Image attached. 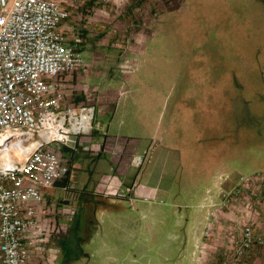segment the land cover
<instances>
[{"label":"rangeland","instance_id":"1","mask_svg":"<svg viewBox=\"0 0 264 264\" xmlns=\"http://www.w3.org/2000/svg\"><path fill=\"white\" fill-rule=\"evenodd\" d=\"M157 4L158 16H153ZM91 12L75 19L79 32L82 29L85 33L83 39H103L108 45L122 46L104 52L120 56V61L103 62L101 66L109 79L119 82L111 88L117 91L115 106L119 112L128 108L129 121L140 113L168 124L176 105L188 106L208 93L214 113L222 118L224 136L230 145L240 141L243 146L240 177L264 174V0H184L179 6L165 0H140L138 6L121 14L110 7H100L97 15ZM127 30H131L130 35ZM140 42L144 49H135ZM94 51H85L89 61L90 54L96 55ZM78 76L79 82L88 84L95 78ZM81 88L75 92L84 93ZM97 119L105 121L96 112ZM130 129V123L125 124L123 130ZM139 131L135 136L146 149L152 135ZM118 137L128 140L129 136ZM51 148L63 155L60 144ZM105 158L120 160L111 155ZM128 169L136 174L132 159ZM113 174L108 171L107 177ZM105 179L106 175L97 179V157L91 154L75 160L69 191L53 193L54 204L65 203L59 199L69 201L60 210L53 207L58 218H54L55 225L60 229L52 242L57 250L53 264L172 263L178 257L172 218L158 223L156 236L143 242L139 232L133 235L131 221L115 228L113 213L97 204ZM59 212L70 216H60ZM166 259L171 262L166 263Z\"/></svg>","mask_w":264,"mask_h":264},{"label":"built area","instance_id":"2","mask_svg":"<svg viewBox=\"0 0 264 264\" xmlns=\"http://www.w3.org/2000/svg\"><path fill=\"white\" fill-rule=\"evenodd\" d=\"M165 1L176 6L184 2ZM85 2L121 14L140 0H0V264L55 260L49 245L57 228L44 220L38 206L48 191H69L70 167L51 147L60 144L76 151L79 138L95 128L94 104H63L64 77L90 71L82 50L84 39L72 23ZM147 158L148 150L132 156L135 178L128 192L119 191L117 197L137 201L133 192ZM221 197L212 217L222 210L234 213L240 202L254 208L264 199V174L241 177ZM141 200L153 201L148 196ZM214 226L211 221L205 236ZM234 230L238 237L219 264H248L247 255L254 248L264 249V232L254 220L236 223Z\"/></svg>","mask_w":264,"mask_h":264},{"label":"crops","instance_id":"3","mask_svg":"<svg viewBox=\"0 0 264 264\" xmlns=\"http://www.w3.org/2000/svg\"><path fill=\"white\" fill-rule=\"evenodd\" d=\"M88 8H91L95 15L99 13L97 5L85 2L74 14L72 22L74 26H76L75 19L85 16V10ZM90 36L92 37L91 34ZM102 40L96 38L84 40L85 45L82 46L84 55L91 48L95 49L94 53L96 52L93 57L90 54V61L85 57L90 71L87 73L81 70L63 79L67 89L64 105L79 106L92 103L96 107L97 114L108 121L105 127V121L101 122L97 119L96 122L95 117L93 132L79 138L76 151L61 148L60 152H63L61 157L65 158V162L70 167L67 182L71 181L75 160L94 155L97 157V179L106 175V183L98 193L100 197L97 204L100 208L110 209L115 228H118L117 224L131 221L133 235L139 232L143 242L144 239L148 240L149 237L156 236L158 223H165L172 218V229L176 233L174 250L178 252V257L172 263H169L171 260L166 259V263L219 264L231 251L232 240L238 237L237 231L234 230L236 223L245 225L254 220L258 229L264 232V199L255 202L254 208L245 202H240L235 205L234 213L222 210L214 217L211 216V213L222 204V193L235 188L243 177L242 175L240 177L238 170L242 157L240 151H243L241 142L234 141L230 145L229 138L223 134L222 118L214 113V106L208 102V93L203 100H194L188 106L176 105L168 124H163L160 119L157 123L156 117L152 121L148 115L140 113L129 121L128 108L119 112L118 106H115L117 91L111 88L113 84L119 82L109 79V75L102 72L101 67L103 62L113 63L120 61L121 57L105 54L107 53L105 50L111 52L110 49L115 44L108 45V42ZM140 43L139 47L134 46V48L143 50L145 46ZM116 52L120 55L118 50ZM79 74L85 77L95 76V78L90 84L81 83L78 80ZM105 78L106 82H103ZM78 87H82L85 92H75ZM127 123L132 126L128 132L123 130ZM138 124L142 128L138 129L136 127ZM192 128L193 134L189 135ZM139 130L142 132L145 130L148 136L152 135L146 149L141 148V140L135 136L139 134ZM120 134H127L128 140L125 139L126 137L119 139ZM147 150V162L133 192L137 201L132 204L115 194L119 191L128 192L135 178L128 169L129 161L134 154H142ZM105 155L120 157V160L110 162L106 160ZM107 170L114 174L107 177ZM54 192H46L45 201L38 206V209L43 211L44 220L47 223H54L53 225H55L54 218L58 219L53 207L60 210L62 205L69 204L66 198L59 199L65 202L62 205L54 204ZM144 196L150 197L153 201H142L141 198ZM111 198L116 199L110 200ZM168 200L173 201L169 204ZM59 214L70 216L65 212ZM211 221H215V226L211 234L205 236V230ZM56 228L58 233L60 231L58 225ZM55 238L56 236L49 245L52 257L57 255L52 243ZM247 259L248 264H264V249L254 248L247 255Z\"/></svg>","mask_w":264,"mask_h":264},{"label":"trees","instance_id":"4","mask_svg":"<svg viewBox=\"0 0 264 264\" xmlns=\"http://www.w3.org/2000/svg\"><path fill=\"white\" fill-rule=\"evenodd\" d=\"M157 1L159 2V0H157ZM158 8H159V5L157 4V6L155 7V10H153V11H154L153 16H158V14L156 13V10L158 11ZM89 13H92V12H91V10L88 8L87 10H85V15H87V14H89ZM81 31H82L81 35H82V36H85V33L83 32L82 29H81ZM129 31H131V30H129ZM127 33H128V30H127ZM128 34H129V33H128Z\"/></svg>","mask_w":264,"mask_h":264}]
</instances>
